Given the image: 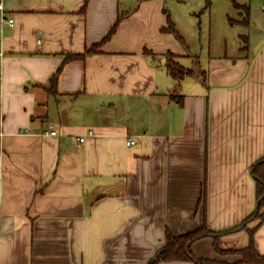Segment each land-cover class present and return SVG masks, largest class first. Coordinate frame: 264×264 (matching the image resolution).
Instances as JSON below:
<instances>
[{
    "label": "crops",
    "instance_id": "crops-1",
    "mask_svg": "<svg viewBox=\"0 0 264 264\" xmlns=\"http://www.w3.org/2000/svg\"><path fill=\"white\" fill-rule=\"evenodd\" d=\"M0 1V264H148L168 230L203 225L229 231L222 247L249 243L240 225L264 158V25L249 29L248 3L233 1L238 18L226 12L237 54L227 39L211 54L210 42L203 63L162 28L169 15L181 31L211 0ZM169 52L197 72L176 79ZM254 242L264 254V222ZM191 248L240 259L212 236Z\"/></svg>",
    "mask_w": 264,
    "mask_h": 264
},
{
    "label": "trees",
    "instance_id": "trees-1",
    "mask_svg": "<svg viewBox=\"0 0 264 264\" xmlns=\"http://www.w3.org/2000/svg\"><path fill=\"white\" fill-rule=\"evenodd\" d=\"M236 7H243L246 13L249 12V6L239 5L235 3ZM119 21V20H118ZM118 21H116L108 34L104 37L102 42L109 39L116 31ZM163 30H167L173 32L179 39L182 41L183 38L179 31L176 29L174 22L168 15V24L166 27L162 28ZM100 43L92 45L90 48L86 49L83 53H72L68 54L64 58V63L71 60H83L86 55L94 53L98 50ZM173 53H168V61L167 67L171 75H173L176 79L182 78L186 74H195L197 72L196 69L185 68L180 65L177 61L173 59ZM61 71V66L57 70L56 73L52 76V86H55L57 76ZM252 174L256 181V196H257V204L254 211L249 214L240 227L246 228L249 232V243L242 248L238 249H230L223 250L220 248V237L222 234L229 231H213L209 229L206 225L202 227L196 228L192 231L175 235L171 233L169 230L166 232V241L165 244L160 248V250L152 257L148 264H159L161 261H194L196 264H231L228 262L217 261L213 259L201 258L197 257L192 251V243L200 238L206 236H212L214 239V249L220 254L226 253H235L240 255V259L232 264H245V263H258L264 264V254L258 252L254 242V232L264 222V158L260 159L256 163L253 164ZM251 222H256L253 227H249Z\"/></svg>",
    "mask_w": 264,
    "mask_h": 264
},
{
    "label": "rangeland",
    "instance_id": "rangeland-1",
    "mask_svg": "<svg viewBox=\"0 0 264 264\" xmlns=\"http://www.w3.org/2000/svg\"><path fill=\"white\" fill-rule=\"evenodd\" d=\"M205 1V0H203ZM233 1L235 0H211V10H209V3L204 2L195 11V15L188 18H184L180 23V28L183 33L184 42L189 45L188 50L190 53L198 55L200 60L204 63L205 59L209 55L208 45L210 42L214 51L211 54H222L221 45L224 44V39L228 41V49L226 54L234 56L237 52L232 51L234 49V43L238 39L237 31L238 27L229 25L226 12L233 18L237 17V11L233 7ZM240 2H246L251 6V25L249 29L255 31L261 25H264V0H238ZM240 12H243V7H238ZM223 250H230L235 248H225L220 245ZM235 254V253H226ZM224 254V255H226ZM239 255V254H238Z\"/></svg>",
    "mask_w": 264,
    "mask_h": 264
},
{
    "label": "built area",
    "instance_id": "built-area-1",
    "mask_svg": "<svg viewBox=\"0 0 264 264\" xmlns=\"http://www.w3.org/2000/svg\"><path fill=\"white\" fill-rule=\"evenodd\" d=\"M3 12H4V4H3L2 1H0V13L3 14ZM8 21H9L10 23H12V22H13V19H9ZM90 133H91V132H90ZM50 134H52V135H57L56 131H51ZM84 139H85L84 136L81 137V141H84ZM135 143H136V141H135L134 139L129 138V139L127 140V145H134Z\"/></svg>",
    "mask_w": 264,
    "mask_h": 264
}]
</instances>
